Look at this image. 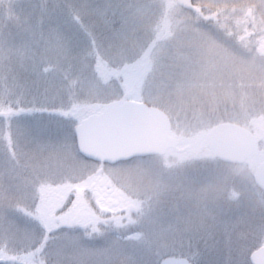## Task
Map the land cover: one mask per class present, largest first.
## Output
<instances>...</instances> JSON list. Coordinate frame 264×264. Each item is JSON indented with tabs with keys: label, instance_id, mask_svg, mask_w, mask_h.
<instances>
[{
	"label": "rangeland",
	"instance_id": "rangeland-1",
	"mask_svg": "<svg viewBox=\"0 0 264 264\" xmlns=\"http://www.w3.org/2000/svg\"><path fill=\"white\" fill-rule=\"evenodd\" d=\"M211 1L217 8L200 14L177 0H0V264H251L264 246L254 181L264 162V0ZM167 45L201 58H190V74L206 86L241 74L250 90L225 96L235 111L224 119V96L191 92L193 116L176 105L179 146L164 157L113 168L80 158L81 121L160 98L166 64L155 56ZM225 122L259 143L243 165L220 163L206 146Z\"/></svg>",
	"mask_w": 264,
	"mask_h": 264
},
{
	"label": "water",
	"instance_id": "water-1",
	"mask_svg": "<svg viewBox=\"0 0 264 264\" xmlns=\"http://www.w3.org/2000/svg\"><path fill=\"white\" fill-rule=\"evenodd\" d=\"M185 10H194L193 0H177ZM77 150L86 160L117 165L137 158L165 156L178 148L167 114L142 102L126 101L106 107L84 119L74 129ZM206 146L220 161L244 164L259 152V144L246 128L221 123L206 135ZM264 192V163L254 176ZM251 264H264V247L254 251ZM160 264H193L186 258L168 257Z\"/></svg>",
	"mask_w": 264,
	"mask_h": 264
},
{
	"label": "trees",
	"instance_id": "trees-1",
	"mask_svg": "<svg viewBox=\"0 0 264 264\" xmlns=\"http://www.w3.org/2000/svg\"><path fill=\"white\" fill-rule=\"evenodd\" d=\"M194 1H196V5L199 6V8L197 10H195V13L201 14V13H203L202 11H204V9L217 8V7H214L211 0H204V1L194 0ZM188 13H189V11H188ZM0 14H3V13L0 12ZM190 14H192V13H190ZM181 31H182V28H181ZM211 38L216 39L217 37L213 36ZM161 41L162 40L158 41V39L155 40L152 43L153 48L155 49L156 47H158L157 45ZM169 41L170 40H168L167 42H169ZM225 46L227 49L232 50L233 45L230 46L228 44H225ZM198 48L197 49L193 48V54L197 53ZM162 49L163 50H159L160 51L159 57L155 56L156 57L155 62L156 61L158 62V66H156V67H159L163 61H164L163 63L166 64V68L161 70L163 75H164L163 76V78H164L163 83L160 85L162 87V90H160L159 92H157L154 95V96H159L160 98L157 100H154V102H149V101H147V102L150 105L153 104V106L159 107V108L163 109L165 112H167V114L170 116L171 120L174 123H177V120L180 118L179 112L178 113L176 112V109L178 108V106H176L177 104L183 105V107H185L186 110H188L186 113L187 117L191 118V116H193L192 104H191L192 100H191V97H189V96H192L191 92H193L194 94L199 93L197 96H208L209 94H212V93L213 94L211 96H224L222 103H225V106H219V110L217 111L219 113V115L221 117H223V119H224V118H226L227 113L229 114L233 110L235 111V109H234L235 101L234 100L231 101L230 99L225 98V96H240V95L244 96V95H246L245 90H250V89H248L251 87V83H252L250 81V78L248 79L247 87L246 88L242 87L241 86L242 80L238 79V78H240V75H241V74H239L240 72L238 73V70L236 72H234V74H239L237 76V79H236L237 81L230 79L231 78L230 76H228L227 78L224 79V77H221V74H216L213 76H219L221 80L219 81L216 79V80H214L213 84L212 83L207 84V86H206V84H204L200 80V78L194 79L191 77V74H190L192 70L193 71L197 70L196 66H193L194 68L191 66L192 65L191 60L193 59L192 60L193 64H195L194 60L195 61H197V59L201 60V58H199L198 55L189 56L190 53L188 54L187 53L188 51L185 52V50L182 52L178 51V53H177L176 49H174L175 51L173 53L170 51V50H173V48H171L170 45L169 46L167 45V47L162 48ZM235 55H238V54L236 53ZM190 58H192V59H190ZM241 58L243 59L242 56H241ZM149 59H150L151 64L154 65L155 62H154L153 58H149ZM236 61H234V63H236L237 66H239V63H241V62H238V61L236 62ZM262 68H264V67H262ZM255 72H257V75L259 76V74L261 73V70H256ZM230 74H231V72H230ZM261 84H263V85H261ZM258 85L260 87L259 92L263 93L264 92V81H263V83H262V81L259 82ZM208 89H212V92H210ZM206 90H208V91H206ZM228 90H230V91L228 92ZM256 91H257V89L254 91V93ZM200 92H204V93L200 94ZM243 92L245 94H243ZM257 92L255 93V96H257ZM233 105H234V107H233ZM180 107H182V106H180ZM74 144H75L76 153L78 154V156L80 158H82L77 151L75 140H74ZM151 159H154V158L136 159V160H132V161L127 162V163H123L119 166H129L132 164L134 165V164H137L138 162H144V161L151 160ZM35 237H36V238H34L35 241L36 240L37 241L42 240L41 245L44 244V241L47 240L46 237L42 239L41 236H39V235H35ZM191 259L192 260L194 259L195 262L200 264V261L199 260L197 261L194 257Z\"/></svg>",
	"mask_w": 264,
	"mask_h": 264
},
{
	"label": "flooded vegetation",
	"instance_id": "flooded-vegetation-1",
	"mask_svg": "<svg viewBox=\"0 0 264 264\" xmlns=\"http://www.w3.org/2000/svg\"><path fill=\"white\" fill-rule=\"evenodd\" d=\"M257 36H258V35H257L255 32H254V33L252 34V36H251V37L254 39V42H255V43H256V40H257V38H256ZM263 58H264V57H263ZM111 167H118V166L116 165V166H111ZM101 185H102V184H101ZM104 191H106V190H104ZM98 193H101V191L99 190V192H97V193H93V194H92V199H95V200H96V199L98 198V196H99ZM105 195H106V194H103V196H105ZM97 200H98V199H97ZM101 203H102V202L98 200V204H101ZM92 204H93V201H92ZM94 204H95V203H94Z\"/></svg>",
	"mask_w": 264,
	"mask_h": 264
}]
</instances>
